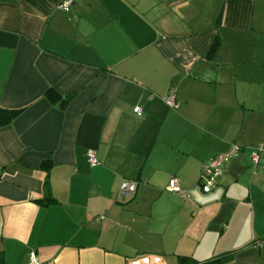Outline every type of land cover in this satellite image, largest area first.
I'll return each instance as SVG.
<instances>
[{
    "label": "crops",
    "instance_id": "0c3cea01",
    "mask_svg": "<svg viewBox=\"0 0 264 264\" xmlns=\"http://www.w3.org/2000/svg\"><path fill=\"white\" fill-rule=\"evenodd\" d=\"M60 1L0 0V264H264V0Z\"/></svg>",
    "mask_w": 264,
    "mask_h": 264
},
{
    "label": "built area",
    "instance_id": "2783aa9c",
    "mask_svg": "<svg viewBox=\"0 0 264 264\" xmlns=\"http://www.w3.org/2000/svg\"><path fill=\"white\" fill-rule=\"evenodd\" d=\"M73 0H61L57 4V8L61 11H66L69 9ZM165 103L171 108H177L178 102L174 99L173 95H168L164 98ZM133 112L140 115L141 109L138 106L133 108ZM238 149V146H232L231 149L227 152L217 154L213 156L207 163L201 166V172L199 177V185L203 192H209L217 183L218 178L222 174L221 166L227 160L228 157L232 155ZM264 153V143H260L252 148L251 150V161L255 165L258 162L260 154ZM87 160L88 163L92 166L95 165L98 160L96 158L95 152L93 149L87 150ZM137 183L132 180L121 179L119 181L118 189L124 194L132 193L136 190ZM166 190L168 192H179L186 196V191L182 190L174 177L170 178ZM264 243V237L256 241L257 245ZM29 264H39L37 255L34 250L29 251L28 254Z\"/></svg>",
    "mask_w": 264,
    "mask_h": 264
},
{
    "label": "trees",
    "instance_id": "16d2710c",
    "mask_svg": "<svg viewBox=\"0 0 264 264\" xmlns=\"http://www.w3.org/2000/svg\"><path fill=\"white\" fill-rule=\"evenodd\" d=\"M219 44V39L217 36H215L213 38V40L211 41L208 50L206 52V57H212L214 52L216 51L217 47ZM48 96H52L51 91L47 90V92L45 93ZM71 98V95H67V96H59V95H55V99H58V105L61 108H65L67 103L69 102ZM21 110H9V109H3L0 108V126L1 125H5L10 123L19 113ZM231 258V256H227V258L221 259L219 261V264H223L225 261H228Z\"/></svg>",
    "mask_w": 264,
    "mask_h": 264
}]
</instances>
